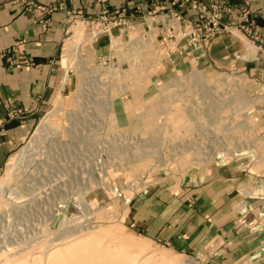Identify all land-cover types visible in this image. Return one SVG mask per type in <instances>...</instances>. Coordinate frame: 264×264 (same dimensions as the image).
I'll list each match as a JSON object with an SVG mask.
<instances>
[{
    "label": "rangeland",
    "instance_id": "1",
    "mask_svg": "<svg viewBox=\"0 0 264 264\" xmlns=\"http://www.w3.org/2000/svg\"><path fill=\"white\" fill-rule=\"evenodd\" d=\"M230 2L245 4L255 20L252 34H262L264 40L248 3ZM183 13L189 18L198 15L188 6ZM159 14L147 17L154 28L152 40L159 33L147 50L140 53L137 40L133 49L118 42L123 56L113 57V64L123 60L120 68L125 70L120 73L97 67L98 56L108 51L106 36L86 41V59L78 62L69 35V62L58 58L68 70V85L50 97L0 168V264H218L207 252L177 251L144 237L130 224L129 206L136 194L153 185L167 186L169 179L175 182L186 171L231 160L244 161L245 171L251 173L262 170L264 52L248 45L250 55L245 53L251 33L224 31L220 34L233 37L236 48L240 44L232 51V66L210 59L197 62L185 48L168 55L160 42L165 30L155 21ZM40 18L46 19L45 27L38 20L46 29L48 18ZM139 27L130 32L137 34ZM73 61L80 67L68 68ZM172 65L176 68L169 71ZM11 108L25 116L24 107L11 104L0 117L23 118L8 117ZM244 200L237 198L234 206L247 207ZM259 207L264 220V201ZM58 216L62 218L52 225Z\"/></svg>",
    "mask_w": 264,
    "mask_h": 264
},
{
    "label": "crops",
    "instance_id": "2",
    "mask_svg": "<svg viewBox=\"0 0 264 264\" xmlns=\"http://www.w3.org/2000/svg\"><path fill=\"white\" fill-rule=\"evenodd\" d=\"M37 1L62 2L66 9L86 12L96 8L95 0ZM230 1L247 2L264 31V0ZM42 15L48 18L46 29H42L38 21ZM66 18L63 9L45 14L23 12L9 0H0V116H5L11 104L25 108L23 118L9 119L5 123L6 131L0 135V168L50 97L68 85L67 74L58 63L66 34ZM238 47L240 44L236 48L233 37L218 34L207 55L195 52L194 58L197 62L205 63L210 59L219 66H232L235 62L231 58L232 51ZM5 49L13 50L15 55L25 53L34 63L9 68L2 56ZM173 68L176 65L168 70ZM229 162L186 171L175 182L169 179L167 186L153 185L136 194L128 212L132 228L177 251L207 252V257L217 259L218 264H264V220L259 218V206L264 201V167L259 173H251L245 171L244 161ZM239 197L246 198L247 207L234 206ZM254 203H258L259 210Z\"/></svg>",
    "mask_w": 264,
    "mask_h": 264
},
{
    "label": "built area",
    "instance_id": "3",
    "mask_svg": "<svg viewBox=\"0 0 264 264\" xmlns=\"http://www.w3.org/2000/svg\"><path fill=\"white\" fill-rule=\"evenodd\" d=\"M149 1L151 0H95L96 8L85 13L81 9H66L62 2L43 4L37 0H10L12 4L20 6L28 12L44 13L63 9L69 23L65 30L66 33H68V27L73 21H80L84 26L83 29H88L86 31L93 36L92 41H98L100 36H106L109 41L108 51L106 54L98 56L101 60L100 64L114 63L113 57L117 58L112 44L113 37H120L125 42L128 41L130 33H132L130 30L139 27L138 24L145 25L146 29L143 28L142 30L139 27L140 31L136 30L139 31L137 34L133 32L136 36H141L142 39L152 36L154 28L150 25L151 21L148 23L147 17L156 11H160V14L155 21L161 22L163 30H165L162 33L160 42L164 44L163 47L168 55H170L171 51L182 53V48H185L184 51L188 54L194 55L196 52L199 55H204L210 49L213 39L224 31L235 34L238 33L236 31H239L248 36L251 33V38L253 39L248 37V43L244 42L247 44L245 53L249 51L248 45L255 51L264 52L263 35L259 33L252 34L255 20L249 15L245 4L234 5L228 0H153L148 7ZM187 6L195 8L198 15L192 18L186 16L183 13V9ZM39 20L45 27L46 19L40 18ZM158 34H155V39L152 41L157 40ZM124 35L127 37L125 38ZM66 37H69V34ZM64 40L65 37L62 41V48ZM160 44L157 43V45ZM3 55L9 61V67L33 63V60L26 55L13 56L9 49L3 51ZM61 55L62 52L60 59ZM240 56L239 53L235 54V57ZM65 71L67 73L68 70ZM7 114L8 117H23V112L19 108L9 109ZM6 120L0 117V135L5 133Z\"/></svg>",
    "mask_w": 264,
    "mask_h": 264
},
{
    "label": "bare ground",
    "instance_id": "4",
    "mask_svg": "<svg viewBox=\"0 0 264 264\" xmlns=\"http://www.w3.org/2000/svg\"><path fill=\"white\" fill-rule=\"evenodd\" d=\"M78 23V24H77ZM77 23H72L69 25L68 27V34L70 36H72L73 40H72V45H73V54H76V59L75 61H78L77 58H80V61L78 62H81V61H84L86 58L84 57L83 55V48H84V45H85V42L87 41H91L93 39V36L91 34H89L88 32H86L83 28V24L82 22L78 21ZM83 29V30H82ZM242 35V34H241ZM129 37V40L125 42V40H123L122 38L120 37H113V40H112V44L114 45L115 42H116V45L114 47V52L115 54L117 55V57H120V56H123V54L121 53V51H119L116 47H118L120 44L118 42L121 43L122 41V46L124 47L125 45L127 46V48L130 47V49H133V46H134V43L133 41H136L137 40V44L142 48V50L140 51L143 52L145 50L148 49L149 46H151V43L153 42L152 41V36L150 35L148 38H144L142 39L141 36H136L134 33H132V35H130ZM244 37V36H243ZM242 37V38H243ZM69 37H66L65 40H64V44H65V47H63V49H65V51L63 52L62 54V58H61V62L62 60H66V63L69 62L68 59L69 57L71 56L70 53H69V43H70V40L68 39ZM121 40V41H120ZM243 40L245 41V37L243 38ZM245 43H247L245 41ZM63 44V45H64ZM122 58V57H120ZM122 60V59H121ZM75 61H73V64H70L68 66V68L70 67H77L79 68L80 66H77V64L75 63ZM123 61V60H122ZM121 63V62H120ZM72 65V66H71ZM87 67V66H86ZM85 67V68H86ZM97 67L99 68H102V69H108L109 71H111L112 69H115L118 73L120 72H123L125 69H122L120 68V65L119 66H114V64L112 63V66H105V65H102V64H98ZM112 67V68H110ZM114 67V68H113ZM84 68V69H85ZM82 69V68H81ZM105 71V70H103ZM66 73V72H65ZM59 101V100H58ZM57 102V101H56ZM59 103V102H58ZM61 103V102H60ZM45 126V125H44ZM43 129V127H42ZM20 153L17 152L16 155H19ZM16 159V156H13L11 158V160L8 162V165L9 166H12L13 164V161ZM62 217L61 216H58L55 218V220L53 221L52 225H56L58 223V221L61 219Z\"/></svg>",
    "mask_w": 264,
    "mask_h": 264
}]
</instances>
